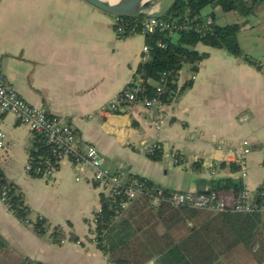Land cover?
I'll list each match as a JSON object with an SVG mask.
<instances>
[{"label": "crops", "instance_id": "1", "mask_svg": "<svg viewBox=\"0 0 264 264\" xmlns=\"http://www.w3.org/2000/svg\"><path fill=\"white\" fill-rule=\"evenodd\" d=\"M156 7L147 15L166 10H152ZM212 12L219 26L242 24L238 43L261 68L199 44L197 51L208 57L198 72L185 65L178 73L177 97L154 110L126 104L99 112L138 80L134 74L144 60L146 42L141 34L119 37L115 16L85 0H0V69L25 101L64 118L79 145H95L111 171L122 170L173 192L201 194L209 192L212 180L240 177L218 166L224 162L229 167L232 150L248 141L243 185L257 190L264 185V3L246 18L212 7L203 15ZM193 74L196 79L190 81ZM1 129L6 138L0 169L22 191L31 222L18 220L0 201V236L9 251L44 264H111L90 240L102 193L91 173L80 174L78 165L64 158L51 178L32 177L26 166L33 133L12 115L2 118ZM153 143L164 153L176 152L182 165L150 160L142 150ZM38 218L46 221V235L31 226ZM56 228L63 236L59 244L51 237Z\"/></svg>", "mask_w": 264, "mask_h": 264}, {"label": "trees", "instance_id": "2", "mask_svg": "<svg viewBox=\"0 0 264 264\" xmlns=\"http://www.w3.org/2000/svg\"><path fill=\"white\" fill-rule=\"evenodd\" d=\"M262 3L264 0H174L164 12L154 15L175 28L171 32L157 30L153 34L143 35L149 55L139 64L134 79L143 80L144 94L153 96L156 85L164 77L168 91L161 96L162 102L169 104L174 101L180 70L190 65L191 71L196 73L199 64L208 57V54L197 51L199 44L224 50L260 69V63L244 53L238 43L242 24L219 26L215 23L213 12L204 16L203 11L207 7L220 8L224 13L246 18L253 15ZM143 18L119 17V24L114 28L115 31L120 28L122 33L117 32V35L130 36L133 24ZM207 18L212 23L203 26ZM183 25L188 28H182ZM198 28L202 30L198 31ZM189 86V83L183 86L178 95ZM33 135L29 150V174L38 178L42 177L48 162L55 164L56 156L43 135ZM163 155L160 146L148 153L147 157L161 162ZM58 165H55L56 169ZM193 165L200 169L202 164L196 162ZM226 166L221 162L218 167L229 168L232 175L240 173L237 164ZM133 181L145 190L136 198L129 199L125 192ZM122 187L117 195L106 196L101 193L100 209L93 214L91 221L93 228L90 229V240L111 264H149L152 261L154 264H264V215L239 213L230 209L214 212L186 205L175 207L170 202L173 191L139 176L127 175ZM263 189L264 185L257 190ZM243 190L241 177L229 176L209 182V192L213 195L227 192L237 195ZM2 192H6L9 211L26 223L30 219V209L24 195L0 169V195ZM154 198H158V205L152 204ZM31 226L38 235L48 233V226L43 219H36ZM51 237L58 244L63 239L59 228ZM73 240L77 241L78 238L74 237ZM0 264L44 263L12 254L7 242L0 236Z\"/></svg>", "mask_w": 264, "mask_h": 264}, {"label": "built area", "instance_id": "3", "mask_svg": "<svg viewBox=\"0 0 264 264\" xmlns=\"http://www.w3.org/2000/svg\"><path fill=\"white\" fill-rule=\"evenodd\" d=\"M119 21V17H115L114 25L119 24ZM211 23L212 20L207 18L203 26H208ZM174 28L175 26L171 23L160 20L154 15H147L133 24L130 34H153L157 30H168L171 32ZM182 28L188 27L183 25ZM199 30L202 29L198 28ZM117 32L122 33V30L118 28ZM143 51L145 60L149 55V48L145 46ZM195 79L196 75L193 74L190 77V81ZM143 85V80L138 79L110 100L99 112L116 111L126 104H139L149 110L161 107L163 105L161 96L168 91L167 80L164 77L161 79L156 85V93L153 96L144 94L145 88ZM6 115L14 116L20 124L27 126L33 134L43 135L46 138V142L52 146L56 162L55 164L47 163L46 168L42 171L43 177L51 178L57 170L55 165L59 164L64 158H71L78 165L80 174L87 171L91 173V181L106 196L117 195L121 192L126 173L122 170L111 171L105 164L104 156L95 145L91 143L79 145L76 131L64 118L51 116L44 108L31 105L25 101L18 92L8 86L0 69V151L5 148L6 135L1 129V121ZM155 148H160V145L158 143L149 144L143 148L142 152L147 156ZM232 151L234 159L227 163L228 165L235 163L240 167L239 174L243 180L247 176L246 157L250 153V144L248 141H243ZM163 160H170L176 167L182 165V159L176 152L164 153ZM26 168L29 172L31 169L30 164ZM210 172L213 173L214 170L210 169ZM144 190L145 188L142 185L133 181L125 193L129 199H134ZM0 201L7 207L6 192H2ZM170 202L175 207L186 205L191 208L214 212H223L230 209L239 213H259L264 215V189L258 191L244 188L237 195L232 192L213 195L211 193L197 194L174 191ZM152 204L158 205V198H154ZM26 223L31 224L30 220L26 221Z\"/></svg>", "mask_w": 264, "mask_h": 264}, {"label": "water", "instance_id": "4", "mask_svg": "<svg viewBox=\"0 0 264 264\" xmlns=\"http://www.w3.org/2000/svg\"><path fill=\"white\" fill-rule=\"evenodd\" d=\"M92 6L115 17H143L159 0H118L114 4L106 0H85ZM204 192L201 194H209Z\"/></svg>", "mask_w": 264, "mask_h": 264}, {"label": "rangeland", "instance_id": "5", "mask_svg": "<svg viewBox=\"0 0 264 264\" xmlns=\"http://www.w3.org/2000/svg\"><path fill=\"white\" fill-rule=\"evenodd\" d=\"M173 1L174 0H159L157 2L156 9H152V10H155L157 12L163 11L164 9H167L173 3ZM150 10H148L147 12H151Z\"/></svg>", "mask_w": 264, "mask_h": 264}, {"label": "bare ground", "instance_id": "6", "mask_svg": "<svg viewBox=\"0 0 264 264\" xmlns=\"http://www.w3.org/2000/svg\"><path fill=\"white\" fill-rule=\"evenodd\" d=\"M106 1L110 2L111 4H114L118 0H106Z\"/></svg>", "mask_w": 264, "mask_h": 264}]
</instances>
